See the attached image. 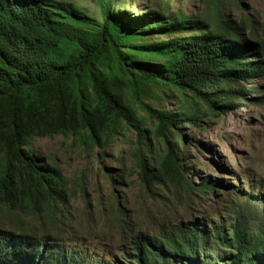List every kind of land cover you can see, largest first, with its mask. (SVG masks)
<instances>
[{
  "label": "trees",
  "instance_id": "trees-1",
  "mask_svg": "<svg viewBox=\"0 0 264 264\" xmlns=\"http://www.w3.org/2000/svg\"><path fill=\"white\" fill-rule=\"evenodd\" d=\"M98 3L100 20L64 0H0V207L41 225L62 211L68 185L28 148L32 138L72 136L100 156L116 140L129 142L131 130L144 144L135 157L146 186L184 180L198 192L211 194L215 183L228 191L231 184L185 175L182 126L230 112L255 92L252 81L264 80V36L245 37L222 17L211 23L149 5L133 14L117 0ZM152 87L179 95L181 109L148 103ZM149 138L162 145L156 156ZM256 188L245 186L243 206L228 204V218L137 231L110 259L59 244L49 231L0 226V264H264V193Z\"/></svg>",
  "mask_w": 264,
  "mask_h": 264
},
{
  "label": "rangeland",
  "instance_id": "rangeland-1",
  "mask_svg": "<svg viewBox=\"0 0 264 264\" xmlns=\"http://www.w3.org/2000/svg\"><path fill=\"white\" fill-rule=\"evenodd\" d=\"M64 1L100 20L98 0ZM117 4L133 14L149 5L211 23L222 17L245 37L264 36V0H117ZM250 86L255 92L245 101L236 100L230 112L204 119L196 127L182 126L185 175L192 182L211 179L212 183L231 184L228 191L215 183L211 194L198 192L184 180L146 186L137 175L135 157L137 147L144 144L136 143L131 130V142L116 140L100 156L98 149L86 150L72 136L34 137L28 148L62 171L67 179V201L45 225L0 207V226L36 234L49 231L57 235L59 244L94 249L110 259L114 253L121 256L118 248L137 231L155 232L195 217L212 223L230 217L228 204L243 206L239 195L249 183L257 186L256 194L264 193V80L252 81ZM150 94L146 101L157 108L178 111L184 104L179 95L169 96L155 87ZM148 140L156 156V148L162 145ZM105 167L111 168L117 181L112 182Z\"/></svg>",
  "mask_w": 264,
  "mask_h": 264
}]
</instances>
